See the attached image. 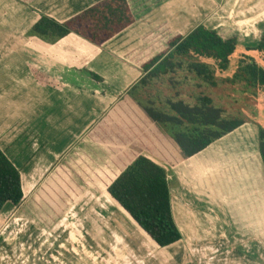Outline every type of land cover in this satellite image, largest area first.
I'll use <instances>...</instances> for the list:
<instances>
[{
	"label": "crops",
	"instance_id": "0c3cea01",
	"mask_svg": "<svg viewBox=\"0 0 264 264\" xmlns=\"http://www.w3.org/2000/svg\"><path fill=\"white\" fill-rule=\"evenodd\" d=\"M99 1L0 0V148L19 169L24 194L20 203L8 201L0 211V264H73L57 263V253L63 249L59 250L56 239L58 233L67 235L66 226L79 221L78 214L62 215L43 188L68 154L89 156L95 165H104L126 150L137 149L127 138L111 141V131L106 129L95 136L90 131L144 76L142 64L154 50L144 39L148 32L164 23L174 34L187 35L200 24L220 30L214 19L231 12L245 16L249 24L226 35L220 30L224 36L237 35L240 43L254 45L264 34V0H156L148 13L101 45L74 32L58 40L31 32L41 15L64 22ZM129 1L133 7L134 1ZM243 30L251 31L245 43ZM225 136L177 166L167 167L174 217L183 238L158 250L148 244L156 264H201L197 259L187 263L190 253L179 246L190 235L182 215L212 222V231H206L220 243L212 244V264H264L257 240L264 237L225 228L220 204L214 203L212 214L209 207L203 212L185 204L179 210L171 171L179 167L184 175L185 171L205 174L211 162L213 170L220 169L227 151L217 145ZM260 162L264 169L261 157ZM105 200L111 199L87 191L76 208L102 205ZM243 237L255 240L243 244ZM42 238L47 240L43 243ZM255 248L256 252L249 250Z\"/></svg>",
	"mask_w": 264,
	"mask_h": 264
},
{
	"label": "trees",
	"instance_id": "16d2710c",
	"mask_svg": "<svg viewBox=\"0 0 264 264\" xmlns=\"http://www.w3.org/2000/svg\"><path fill=\"white\" fill-rule=\"evenodd\" d=\"M133 1L132 7L129 0H101L64 22L41 15L31 32L52 40L74 32L101 45L158 3ZM146 37L154 50L142 64L144 76L90 131L95 136L106 129L111 141L127 138L137 149L126 150L104 165H95L89 156L68 154L43 189L58 212L86 188L104 193L161 248L183 238L174 217L167 167L186 161L245 123L257 127L264 166V119L243 110L230 113L212 93L220 85H238L240 93L264 99V34L256 44L245 45L237 35L224 36L204 24L182 35L172 33L164 23ZM240 167L242 160L214 169L204 180L208 185L212 182V192L222 186L232 189L237 184L234 175H244ZM262 181L257 190L264 189ZM23 197L20 171L0 148V211L6 202L18 204ZM261 198L255 204L249 199L248 205L256 210L264 207ZM217 200L220 208H229L221 197ZM263 210L256 211L258 219Z\"/></svg>",
	"mask_w": 264,
	"mask_h": 264
},
{
	"label": "rangeland",
	"instance_id": "374dc122",
	"mask_svg": "<svg viewBox=\"0 0 264 264\" xmlns=\"http://www.w3.org/2000/svg\"><path fill=\"white\" fill-rule=\"evenodd\" d=\"M244 17L231 12L218 14L214 19L213 25L218 24L219 29L225 35L235 33L239 31V27L249 24L245 20L246 17ZM250 32L242 31L241 41L243 43L249 39V37L245 38V35L250 36L247 35ZM144 39L146 41L147 37ZM240 92V86L238 85H220L212 89L213 96L218 102H222L225 105L228 112L233 113L238 110H243L247 113L254 112L257 117L264 119V111L260 110L264 108V99L261 101L258 97ZM257 119L255 118V120ZM257 135V127L251 123H246L225 136L217 145L218 148L222 146L225 149L226 147L227 154L224 156L227 159H223L225 163L229 162L225 164L226 166L242 160V167L240 168L245 169V172L243 171L244 175H234V180H236L237 184L232 189H225L222 186L218 189L215 188L217 190L212 192V182L208 185L204 180L206 176H212V162L205 174H198L195 171H191V174H188L185 171L186 175H184L179 167L171 171L170 176L174 190L179 194V210L183 211L182 206L185 204L191 210L201 208L203 212H206L208 210L206 207H209L211 208L209 213L212 214V208L215 207V204L218 205L220 203L217 199L221 197L224 202L229 203V208H221L222 213L220 212L223 216L222 218H224L223 220H225H222L225 228L232 232L237 230L241 233H248L249 235L254 233L264 237V216H262L264 215V210L262 214L257 213L262 218L258 219L256 216V211H260L264 207L260 205L262 208L259 206L258 210H256L255 205L253 207L248 205L249 199L255 204L261 203L263 199L261 197H264V189L261 191L256 189L260 180H263L262 185L264 187V169L260 164V156L257 152ZM247 158L249 162L244 161ZM224 162L221 163L222 167H225ZM252 165L254 167L252 168L253 170L249 167ZM255 170L258 173H255ZM242 177L246 178L243 180L241 179ZM245 181L248 184L245 185ZM87 191L92 192L95 196L104 194H97L92 189L84 190L78 194V197L70 205L62 207V215L70 212L78 214L76 217H78L79 221L73 220L69 226H66L67 235L64 232L62 236H59L58 233L56 244L61 247L59 250L63 249V252L57 253V263L71 261L73 264H134L136 262L156 264L157 261L152 260L151 251L147 249V245L151 243L149 237L146 234L142 233L144 236L141 234L140 229L119 209L113 200H109L110 202L105 200L102 205H82L76 208V203ZM182 218H184L188 226L190 225V235L186 236L183 239V243L179 244V246H182L184 250L190 253V256H187V263H192V261L197 259L201 260V264H212V244H220L214 242L215 240L212 239V236H208L206 231H212V222L205 223V221H200L199 217L191 218L185 215H182ZM187 232L189 233V230ZM139 233L146 241L141 240ZM242 239L243 244H247V241L255 240V238L249 239L248 237H243ZM46 240L47 238L41 239L43 243ZM51 240L53 242V239ZM235 240L242 241L240 239ZM257 240L261 243L259 244V247H261V249L259 248L260 254L264 256V238H258ZM217 241L219 242V240ZM156 247V250L160 248ZM249 250L256 252V248ZM69 251H71V254H68ZM238 260L240 261V259Z\"/></svg>",
	"mask_w": 264,
	"mask_h": 264
}]
</instances>
